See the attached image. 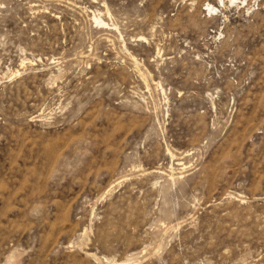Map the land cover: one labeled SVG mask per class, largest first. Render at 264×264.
<instances>
[{"label":"rangeland","instance_id":"rangeland-1","mask_svg":"<svg viewBox=\"0 0 264 264\" xmlns=\"http://www.w3.org/2000/svg\"><path fill=\"white\" fill-rule=\"evenodd\" d=\"M0 264H264V0H0Z\"/></svg>","mask_w":264,"mask_h":264},{"label":"bare ground","instance_id":"bare-ground-1","mask_svg":"<svg viewBox=\"0 0 264 264\" xmlns=\"http://www.w3.org/2000/svg\"><path fill=\"white\" fill-rule=\"evenodd\" d=\"M222 2H223V1H222ZM207 7H208V8H211L212 10L214 9V7H213V6H210V4H208ZM100 22H102V21H100ZM136 66H137V65H136ZM137 69H138V68H137ZM139 71H140V70H139ZM171 156H172V155H171Z\"/></svg>","mask_w":264,"mask_h":264}]
</instances>
